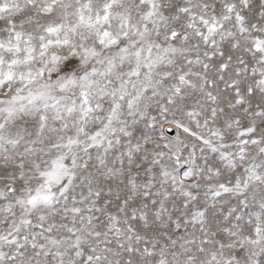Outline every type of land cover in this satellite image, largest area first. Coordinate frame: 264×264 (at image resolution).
Wrapping results in <instances>:
<instances>
[{
    "label": "snow or ice",
    "instance_id": "1",
    "mask_svg": "<svg viewBox=\"0 0 264 264\" xmlns=\"http://www.w3.org/2000/svg\"><path fill=\"white\" fill-rule=\"evenodd\" d=\"M0 264H264V0H0Z\"/></svg>",
    "mask_w": 264,
    "mask_h": 264
}]
</instances>
